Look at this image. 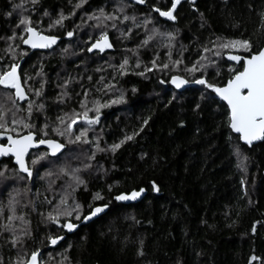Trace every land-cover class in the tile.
I'll return each mask as SVG.
<instances>
[{
	"label": "trees",
	"instance_id": "16d2710c",
	"mask_svg": "<svg viewBox=\"0 0 264 264\" xmlns=\"http://www.w3.org/2000/svg\"><path fill=\"white\" fill-rule=\"evenodd\" d=\"M76 2L40 0L34 13L26 11L23 14L37 20L41 19L43 10H47L52 18H56L61 11L70 12ZM118 3L119 0H86L74 16L64 21L63 28L52 30L51 34L59 37L53 49L22 57V76L42 70V78L46 81V111L50 119L55 120L62 108H78L76 101L80 97L76 93L81 91V84L91 88L101 75L111 79L113 70L107 62L118 64L127 54L131 57L130 63H134L135 57L130 52L125 53L124 49L135 47L143 38V31L139 29L133 31L131 38L122 40L119 32L109 27L113 51L87 52L89 36L98 35L100 29L91 26L93 21L81 24V18L87 19V14L100 8L112 12ZM13 5H19V0H0V36H8L20 18V8L14 9ZM153 5L166 10L170 0H147L142 7L132 3L126 12L139 18L150 13ZM31 8V4L25 6V9ZM201 13L204 27H201ZM262 14L264 0H196L194 5L185 1L178 7L174 23L164 22L158 14L151 12L161 31L178 30L173 57L177 58L181 45L187 48L181 69L198 57L200 44L216 36L249 38L253 45L264 43ZM48 20V17L42 18V28H47ZM117 23L120 28H125L124 24ZM76 25L81 26L77 28ZM69 30L74 31L71 38L65 35ZM3 46V40H0V49ZM65 47L69 49L67 53L62 52ZM156 50L151 44L139 50L144 64L149 63ZM158 51L160 60L157 63L166 62L167 49L159 48ZM228 63L238 67L235 62ZM98 66L106 71L96 72ZM219 66V75L210 69L206 79L222 86L230 72L224 61H219ZM142 69L143 64L135 71ZM172 74L175 73L154 69L145 76L129 72L116 77L117 91L112 96L123 91L126 102L103 108L99 124L88 133L89 138H99L101 148L118 143L125 134L138 133L115 152L96 151L93 144H71L63 150L65 158L58 163L83 169L80 175L87 187L78 188L75 198L85 205L90 202L108 204L104 213L90 223L76 222L79 227L73 232L56 230L55 225L41 222L39 213L49 207L41 201L44 195L51 197V192L49 182L39 178L46 167L51 166H38L34 170L37 179L18 180L17 175L24 174L15 173V166L10 161L0 162V170L7 165L4 176L0 177V204L6 205L8 194L17 188L28 190L20 197L22 203L36 201L37 211L25 209L30 212L28 219L32 229V237L26 241L29 251L41 248L42 259L47 264H56L60 260L57 253L65 249H68L65 254L69 257L65 264H249L252 256L258 258L252 264H264V140L250 148L242 145L228 128L226 106L214 93L194 83L177 92L169 82ZM179 74L193 79L183 71ZM89 75L91 82L87 80ZM200 75V72L195 73L197 78ZM68 76L75 77L79 83L73 82L69 87L72 100L66 105L58 104L55 102L60 91L58 85ZM36 79L39 82L41 77ZM160 80L165 83L161 84ZM36 86H39L37 82ZM202 94L208 98L202 99ZM99 95L92 92V96ZM103 99L107 100L109 96ZM196 104H200V108H196ZM144 119H148L147 125L142 123ZM77 128L78 125L74 127ZM229 137L231 143L240 145L247 160L237 158ZM93 151L95 158L88 160ZM31 156L27 159L29 163ZM241 161L246 170L237 167ZM85 164H91V167L84 168ZM62 179L66 178L57 181L54 189L57 192L65 182ZM241 179L245 181L243 185ZM153 182L159 191L153 190ZM140 188L145 190V196L135 204H118L112 199L119 192ZM37 192L41 195L37 196ZM96 192L101 193L103 200L92 201ZM254 224L255 232L252 230ZM50 231L65 237L54 248H50L45 239ZM141 247L143 255L138 254ZM16 251L0 240V257L4 264H9ZM49 252L53 254L52 260L47 255Z\"/></svg>",
	"mask_w": 264,
	"mask_h": 264
},
{
	"label": "snow or ice",
	"instance_id": "6c2138e0",
	"mask_svg": "<svg viewBox=\"0 0 264 264\" xmlns=\"http://www.w3.org/2000/svg\"><path fill=\"white\" fill-rule=\"evenodd\" d=\"M85 2L86 0H77L70 12L65 14L61 11L56 18H52L47 10H43L41 19L33 20L31 15H24L23 13L26 11L34 13L37 10L35 6L40 3V0H23L21 4L13 5L14 9H21V14L11 35L0 36V40L5 41L4 47L0 49V62H3L0 63V159L12 158L14 160L15 168L13 171L17 174H24L17 175L18 180L30 179L33 175L34 166L38 164L41 167L51 166L46 167L45 175L47 177H55L56 179L66 177L59 192L52 189L55 180L49 181L48 190L51 192V197L44 195L41 201L42 204L49 207L46 211H41L39 215L42 223L55 225L56 230L68 233L79 227L76 222L91 220L104 212L108 208V204L90 202L85 205L75 198L74 193L78 188L87 187L86 181L80 175L83 169L73 167L69 163H58L65 158L62 150L71 144H93L96 151L110 150L115 152L125 141L132 140L134 136L138 135L135 131L131 135L125 134L123 139L118 143L109 145L108 148L100 147L98 137L89 138L88 133L94 131L95 126L100 122L103 108L126 102L123 91H120L118 96H112V93L117 91V76L123 77L129 72L145 76V73L152 72L154 69L174 72L175 74L170 76L169 82L175 89H181L185 85L193 83L202 85L215 93L220 101L226 103L228 128L232 133L237 134L236 138L239 141L250 147L254 141L264 140V43L258 42L253 45L249 38L216 36L215 39H209L207 43L200 44L198 57L190 65L185 64L181 69L180 65L184 64V52L187 51V48L181 45L177 58L173 59V49L175 48L178 30L161 31L157 27L155 17L151 15V12L158 13L159 17L174 23L177 20V15L174 13H176L177 6L181 4V0H170V7H167L166 10L153 5L150 13L139 18L135 14H127L126 8L132 3L144 5L147 0H119L117 7L112 12H106L104 8H100L91 14H87V19L82 17L81 24L93 21L91 26L100 29L98 35L89 36L87 47L89 53L94 50L104 53L106 49L113 48L107 31L109 27L118 31L122 40L131 38L136 29L143 31V38L135 47L124 49L125 53L130 52L135 57L134 63H130L131 57L127 54L122 57L118 64L107 62L108 67L113 70L112 78L108 79L101 75L91 88L81 84V91L76 93V96L80 97L76 101L78 108H62L55 120L50 119L46 111L47 97L44 95L46 81L42 78V70H37L34 75L25 73L23 76L18 72V69L21 68L19 58L28 54L20 46L24 45L33 50L53 48L59 37L51 34L52 30L58 27L63 28L64 21L74 16L76 9H79ZM24 3H30L32 8L25 9ZM69 3H72V0H69ZM188 3L194 5V0H188ZM7 15H11V13H7ZM200 15L201 27H204L203 14ZM43 17L49 18L46 29L41 27ZM117 22L124 24L125 28H120ZM80 26L76 25L77 28ZM17 28L20 29L19 32L16 31ZM261 28H264V14H262ZM139 34L138 32L137 35ZM65 35L71 38L74 31H66ZM150 44L157 50L154 51L153 58L149 63L144 64L140 58L139 50L148 48ZM159 48L167 49L165 52L166 62L157 63L160 60ZM68 51L67 47L62 49L63 53ZM219 61L227 63L230 72L227 82L222 86L206 79L210 69H214L215 74L219 75ZM228 62H235L238 67H234ZM142 64L143 69L136 72L135 69H140ZM95 71L104 72L106 69L98 66ZM180 71L192 75L193 79L181 76ZM197 72L201 73L198 78L195 77ZM36 77H41L38 87L36 86ZM87 80L91 82L92 76L89 75ZM30 81L33 83H29ZM73 82L79 83L75 77L68 76L63 80V83L58 85L60 91L55 97V102L66 105L68 101L72 100L69 87ZM160 83L164 84L165 81L160 80ZM93 91L100 95L92 96ZM104 96H109V99L104 100ZM204 98L208 97L202 94V99ZM196 108H200V104H196ZM142 123L147 125L148 119H144ZM74 125H78V128L74 129ZM53 134L60 137L61 140L55 139ZM231 141L232 138L229 137V142L237 158L243 157V160H247L240 145L231 143ZM40 146H44V150L41 151ZM31 149L37 151L32 154L29 163L26 161V156H29ZM58 154L61 155L58 156ZM50 157L55 159H50ZM72 158L75 159L76 157L73 155ZM94 158L95 151L88 156V160ZM83 167L90 168L91 164H85ZM237 167L246 170L243 161ZM53 168L57 170L53 171ZM6 170L7 165H4V170H0V177L4 176ZM244 183L245 181L241 179V184ZM152 188L154 191H159L155 182H153ZM27 191V189H13L8 194L7 204H0V240H3L6 245H10L11 249H17L15 256L10 258L9 264H47L42 259L41 248L37 247L29 251L26 247V241L32 237L31 221L28 216L30 212L37 211L35 199L22 203L20 197L22 194L26 195ZM109 191H111V186H109ZM144 191L143 188H140L128 192H119L112 199L117 202L135 201L141 197ZM40 195L41 193L37 192V196ZM98 200H103L101 193H93L92 201ZM25 209H30V212H26ZM252 230L255 232V224ZM45 239L48 246H57L65 237L55 235L50 231L46 234ZM140 243L142 245L143 241ZM60 246L63 247V245ZM68 248H71L70 244ZM67 250L57 253L60 260L56 264H65L69 259L65 254ZM138 254L143 255L142 247L138 250ZM47 255L49 260L53 259L51 252ZM257 259V257L252 256L249 264ZM0 264H4L2 257H0Z\"/></svg>",
	"mask_w": 264,
	"mask_h": 264
},
{
	"label": "water",
	"instance_id": "95a60500",
	"mask_svg": "<svg viewBox=\"0 0 264 264\" xmlns=\"http://www.w3.org/2000/svg\"><path fill=\"white\" fill-rule=\"evenodd\" d=\"M185 1H188V0H181V4L182 3H184ZM195 1L196 0H194V3H195ZM180 4V5H181ZM180 5H178L177 6V9H178V7L180 6ZM139 6H145V4L144 5H139ZM177 11V10H176ZM155 13V12H154ZM156 14H158V13H156ZM175 14V13H174ZM158 17H159V15H158ZM162 21H164V22H169V23H173L172 21H168V20H166L165 18H162V17H159ZM59 41V40H58ZM58 41H57V43H58ZM24 46V45H23ZM56 45H54L53 46V48L55 47ZM25 48H27V46H24ZM53 48H51V49H53ZM27 49H29V48H27ZM51 49H36V50H33V49H29L31 52H45V51H47V50H51ZM111 51H113V48L112 49H106L105 50V52H111ZM93 52H96V53H99L98 51H96V50H94ZM92 52V53H93ZM104 52V53H105ZM99 54H103V53H99ZM19 70V69H18ZM170 85H171V87L175 90V91H177V92H181V91H183V90H185V89H187L188 87H189V84L188 85H185L184 87H182L181 89H175L174 88V86L170 83ZM214 95H215V93H214ZM216 97V96H215ZM218 100H219V97H216ZM220 101V100H219ZM221 103H223L225 106H226V108H227V105H226V103L225 102H223V101H220ZM75 126V125H74ZM233 135H235V136H237V134H235V133H232ZM263 140H257V141H254L253 142V144L250 146V147H252V146H254V145H256V144H258V143H260V142H262ZM240 143L242 144V145H244V146H246V147H248V148H250L248 145H246V144H244L242 141H240ZM40 149H43L44 150V146H40ZM36 149H31L30 150V152H32V151H35ZM64 150V149H63ZM62 150V151H63ZM30 154V153H29ZM60 154H58V156H59ZM3 159V158H2ZM1 160V159H0ZM26 161H27V156H26ZM12 163H13V165H14V160L12 159ZM15 166V165H14ZM144 196H145V192H143L142 194H141V197H138L137 198V200H135V201H127V202H117L118 204H123V205H129V204H135V203H137V202H139L142 198H144ZM104 212H102V213H100V214H98V216H96V217H93L91 220H89V221H87V222H81V224H88V223H90L92 220H94L95 218H97V217H99L100 215H102ZM61 242V241H60ZM59 242V243H60ZM58 243V244H59ZM54 247H56V246H50V248H54Z\"/></svg>",
	"mask_w": 264,
	"mask_h": 264
},
{
	"label": "rangeland",
	"instance_id": "374dc122",
	"mask_svg": "<svg viewBox=\"0 0 264 264\" xmlns=\"http://www.w3.org/2000/svg\"><path fill=\"white\" fill-rule=\"evenodd\" d=\"M23 2V0L21 1V0H19V4H21ZM29 5L30 3H24V8H25V6L26 5ZM20 11H19V16H20V14H21V9H19ZM15 12V11H14ZM25 13V12H24ZM17 32H19L20 31V29H18V30H16ZM11 33H12V31H10L9 32V35H11ZM17 43H18V41H17ZM3 45H5V41H3ZM4 47V46H3ZM21 47V46H20ZM22 48V47H21ZM23 49V48H22ZM26 56V55H25ZM24 57V56H23ZM22 58V57H21ZM7 59V58H6ZM20 59V58H19ZM173 59H176L175 57H173ZM166 61H167V56H166ZM0 63H3V62H0ZM160 63V62H159ZM181 76H184V77H186L187 78V76L186 75H181ZM36 82L38 83V80L36 79ZM29 83H33L32 81H30ZM91 114V113H90ZM78 124H79V122H78ZM98 125V124H97ZM96 125V126H97ZM76 126V125H75ZM75 126H73V127H75ZM95 126V127H96ZM71 152H73V151H70V153ZM32 157V156H31ZM38 166H40L39 164L38 165H36V166H34V168H33V175H32V177H31V179H37L38 177H37V175L35 174V172H34V170L38 167ZM43 176L41 177V175H40V180H43V181H47V182H49L50 180H55V183L52 185V189H55V187H57V185H58V180H60V179H56L55 177H48V178H46L47 176L45 175V171H43L42 173H41ZM44 178H46V180H44ZM66 178V177H65ZM63 180H66V179H62L61 181H63Z\"/></svg>",
	"mask_w": 264,
	"mask_h": 264
},
{
	"label": "flooded vegetation",
	"instance_id": "af4514ba",
	"mask_svg": "<svg viewBox=\"0 0 264 264\" xmlns=\"http://www.w3.org/2000/svg\"><path fill=\"white\" fill-rule=\"evenodd\" d=\"M21 47L26 51L27 50V53H38V52H31L29 49L25 48L23 45H21ZM99 54V53H98ZM23 62V58H20L19 59V63L21 65V63ZM18 72H20V69L18 70ZM21 74V73H20ZM37 151V150H35ZM34 151L30 152L29 156H27V159L31 156V154L33 153ZM2 161H10L12 163V158H3L0 160V162ZM13 164V163H12Z\"/></svg>",
	"mask_w": 264,
	"mask_h": 264
}]
</instances>
